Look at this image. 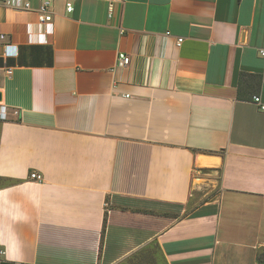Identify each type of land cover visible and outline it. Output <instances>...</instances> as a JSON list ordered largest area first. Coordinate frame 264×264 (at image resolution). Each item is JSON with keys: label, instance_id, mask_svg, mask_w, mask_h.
<instances>
[{"label": "crops", "instance_id": "obj_1", "mask_svg": "<svg viewBox=\"0 0 264 264\" xmlns=\"http://www.w3.org/2000/svg\"><path fill=\"white\" fill-rule=\"evenodd\" d=\"M28 1L0 4V263L257 264L264 0Z\"/></svg>", "mask_w": 264, "mask_h": 264}, {"label": "built area", "instance_id": "obj_2", "mask_svg": "<svg viewBox=\"0 0 264 264\" xmlns=\"http://www.w3.org/2000/svg\"><path fill=\"white\" fill-rule=\"evenodd\" d=\"M0 4H7L12 5L17 8L29 10L31 8V3L28 0H0ZM113 9V2L109 5L110 10V16L111 11ZM67 10L68 12H71L73 10V4L71 2L67 3ZM36 25L38 27V36L37 41L44 43L46 42V36L53 32L54 30V16L52 12L49 10V3L45 2L41 4V6L38 9V19L36 20ZM170 35L169 32H167L163 36V43L165 44L167 37ZM5 36L4 34H0V43L4 40ZM183 38H178L177 44L180 46L183 42ZM9 46H5V52L8 53ZM264 54V51H263ZM131 61V58L124 54L120 53L119 55V67L127 66ZM8 74L12 73V68L6 69ZM253 101L258 106L259 110L264 112V102L262 101L261 97L259 95L253 96ZM8 119V112L6 105L0 103V120L5 121ZM30 178L36 181H43L44 176L38 172H32L30 174Z\"/></svg>", "mask_w": 264, "mask_h": 264}, {"label": "trees", "instance_id": "obj_3", "mask_svg": "<svg viewBox=\"0 0 264 264\" xmlns=\"http://www.w3.org/2000/svg\"><path fill=\"white\" fill-rule=\"evenodd\" d=\"M245 77V74H242L241 78L243 79ZM241 78H240V85H239V94L238 96L241 98L242 97V90H241ZM0 264H7V262H1ZM257 264H264V250L261 251L260 254L257 255Z\"/></svg>", "mask_w": 264, "mask_h": 264}, {"label": "water", "instance_id": "obj_4", "mask_svg": "<svg viewBox=\"0 0 264 264\" xmlns=\"http://www.w3.org/2000/svg\"><path fill=\"white\" fill-rule=\"evenodd\" d=\"M1 100H2V94L0 92V101ZM196 172L199 174H203V175H205V174L218 175V173H219L218 170H211V169H204V168H199L196 170Z\"/></svg>", "mask_w": 264, "mask_h": 264}, {"label": "rangeland", "instance_id": "obj_5", "mask_svg": "<svg viewBox=\"0 0 264 264\" xmlns=\"http://www.w3.org/2000/svg\"><path fill=\"white\" fill-rule=\"evenodd\" d=\"M198 175H200L199 173H197V176ZM204 190H202V191H200V193H198V194H196L195 195V201L193 202V204H197V203H200V202H202L204 199H205V197H204ZM261 253V252H260ZM259 253V254H260Z\"/></svg>", "mask_w": 264, "mask_h": 264}]
</instances>
